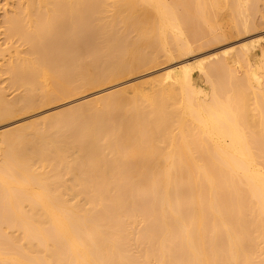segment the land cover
<instances>
[{"label":"bare ground","instance_id":"obj_1","mask_svg":"<svg viewBox=\"0 0 264 264\" xmlns=\"http://www.w3.org/2000/svg\"><path fill=\"white\" fill-rule=\"evenodd\" d=\"M261 1L7 0L29 49L0 45V124L251 33ZM212 59L0 132V264H264V46Z\"/></svg>","mask_w":264,"mask_h":264},{"label":"rangeland","instance_id":"obj_2","mask_svg":"<svg viewBox=\"0 0 264 264\" xmlns=\"http://www.w3.org/2000/svg\"><path fill=\"white\" fill-rule=\"evenodd\" d=\"M18 1L19 0H9V3L10 4H15V2H18ZM6 5L9 6V4L7 3V0H0V26L3 27V28L5 27L3 25L4 24V22H3L4 21V17H6L7 16L6 14H8V12L10 11V6L7 7ZM258 6H259L261 11H264V0L259 2ZM256 13H257L256 18H257V24H258L257 29L258 30L256 29V30L252 31L251 33L250 32L247 33V34L245 33L246 35L242 34V35H240L238 37H234L233 35H231V36L229 35L228 36L229 38H227L226 40L221 42V44L217 43V45H216L215 43H213V44L210 43L213 46L210 45L209 43H208L209 45L205 44V43H207V41L203 40L200 43L196 44L197 46H195V47L197 49L196 48H195L196 50L194 49L195 53L192 52L189 55L182 56V57L180 56V58L177 57L178 59H173V60H170L168 62H167L166 59H162V61L160 60L161 64L159 62L160 66L157 64L158 66L155 65L156 67H154V68L150 67L149 69H146L147 71L145 70V72H143V73H140L138 75L136 74V76H134V77H130L129 78V76H128V78L126 77V78H124V80H121L120 82L117 81L116 83L114 82V84L110 83L111 85L107 84L104 87L100 86L98 88L97 87L93 88V90L91 89L92 91L91 90L90 91L87 90V91H84L83 93H80V94H77V95H74V96L72 95L74 98L73 97L72 98L69 97L71 100L68 97L59 98L61 100L60 103H59V101L56 100L55 105H54V103H51L50 107H49V105H46L45 106L46 109L43 107L44 109L41 108V110L39 109L40 111H37V112L35 111V112H33L32 114H29V115L28 114L24 115V116L21 115L20 117L18 116L14 120L11 119V121H9V122L0 124V132H3V131L5 132L6 130L13 129V128H15L17 126H20V125H26V124H28V123H30L32 121H35V120H37V119H39L41 117H44V116H51V115L57 114L59 112L61 113L62 111L64 112L65 110L67 111V110H69V109L81 104L85 100L92 98L93 96L94 97L95 96H100V95L109 93L111 91L113 92V91H116V90L123 89L124 87H127V86H132V85L135 86V84H137V83L140 84V81H142L143 79H146V78H147L146 80H149V79H151V77H152V79H154L155 78L154 76L161 77L162 73H163L162 74V76H163L165 74L164 72L168 71L169 68H173L174 65L178 66V64H180L181 66H183V65H185L187 63L192 62V60L193 61H196V60H199V59H201V60H209V59H212V58H213L212 60H214V59H217L218 57L220 58V57H222V54L226 53L230 49H237L242 43H244L246 41L248 42V41H251V40H259L262 43V45L264 46V19H262L261 15L258 12H256ZM261 13H264V12H261ZM226 22H228V21H226ZM228 23H226L227 24L226 26H228ZM3 28L0 29V31H1L0 32L1 33L0 34V45H1L2 49H4V50L8 49V46L9 45L11 46V44L12 45L16 44V46H20V49H22V50L29 49V45L28 44H22L23 41L21 39H18V38L13 39L12 41L9 40L11 42V44H10L9 41H7L6 37L4 35H2V32L4 31ZM199 45L203 46V48L200 47ZM197 50H198V52H196ZM5 55H6L5 57H7V58L9 57L7 52L5 53ZM216 56H218V57H216ZM7 58H6V60H7ZM164 61L167 62V64ZM172 61H174V62H172ZM0 62H1L0 63V69H1V66H3V65L5 66L4 58L1 57ZM194 69L195 70H193V72L195 73V75H197L196 67H194ZM8 80H9V78H8L7 75L1 76V80L0 81H1V83L2 82L3 83L0 86L3 87V88H7L8 87L7 85H8V82H9ZM198 80H199L200 83L202 82V81H200L201 79H198ZM7 90H8V92H7L8 97L10 96L9 94H11V96L9 98H12L13 96H16V94H18V91L16 93L15 90H12L10 88L7 89ZM67 98H68V100H67ZM56 103H58V104H56ZM141 229H142V225H140L138 227V230H141ZM135 235H137V234L135 233Z\"/></svg>","mask_w":264,"mask_h":264}]
</instances>
